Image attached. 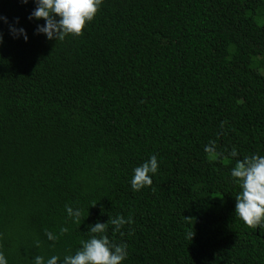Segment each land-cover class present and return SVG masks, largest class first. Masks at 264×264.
Returning <instances> with one entry per match:
<instances>
[{
  "label": "trees",
  "instance_id": "16d2710c",
  "mask_svg": "<svg viewBox=\"0 0 264 264\" xmlns=\"http://www.w3.org/2000/svg\"><path fill=\"white\" fill-rule=\"evenodd\" d=\"M34 7L0 0L7 264L72 255L89 225L116 216L132 223L103 235L127 246L123 264H264V226L234 216L230 176L264 155V0H102L62 41L36 34ZM151 155L152 183L131 190Z\"/></svg>",
  "mask_w": 264,
  "mask_h": 264
},
{
  "label": "clouds",
  "instance_id": "9594fccd",
  "mask_svg": "<svg viewBox=\"0 0 264 264\" xmlns=\"http://www.w3.org/2000/svg\"><path fill=\"white\" fill-rule=\"evenodd\" d=\"M27 3L28 0H22ZM35 7L31 11L29 19L43 21L37 24L36 34H43L48 40L62 41L68 36L81 35L88 22L96 15L102 0H33ZM0 21L8 24L6 17H0ZM14 23H18L16 20ZM9 34L13 38L28 37L22 27L9 24ZM2 42V36H0ZM207 150V149H206ZM233 157L237 155L233 150ZM158 161L156 155H151L147 160L135 167L130 180V188L139 191L152 183V175L157 172ZM232 182L239 186V193L235 197L234 216L239 218L248 227L264 226V155L255 153L235 161L230 169ZM66 214L76 221L81 212L70 206L65 208ZM107 223L113 226V231H119L125 224H131L122 216L109 218ZM107 223L97 221L89 225L87 233L89 238L81 241V247L74 254L65 255L61 259L57 255H51L47 260L37 255L33 257L32 264H123L127 258V246L109 241L106 235ZM64 231V229H62ZM193 232L186 233L187 239H192ZM49 241H55L56 236L52 232H45ZM0 264H7V260L0 253Z\"/></svg>",
  "mask_w": 264,
  "mask_h": 264
}]
</instances>
